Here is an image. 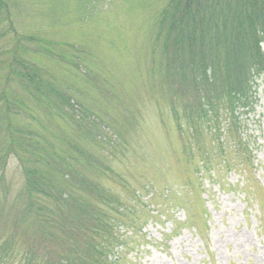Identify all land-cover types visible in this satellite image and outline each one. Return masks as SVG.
<instances>
[{
  "label": "rangeland",
  "instance_id": "1",
  "mask_svg": "<svg viewBox=\"0 0 264 264\" xmlns=\"http://www.w3.org/2000/svg\"><path fill=\"white\" fill-rule=\"evenodd\" d=\"M167 1L16 0L11 18L17 35L44 37L64 53L61 83L90 114L80 123L90 122L96 140L104 136L118 149L106 155L88 141L89 152H99L112 171L97 182L124 208L121 214L99 208L118 221L123 242L108 262L264 264V77L255 80L252 107L229 118L236 128L222 119V130H229L221 152L210 150L203 134L208 158H201L147 79L153 24ZM9 40L10 34L0 37V49ZM4 63L0 55V77ZM58 128L69 129L66 123ZM5 172V208L18 211L14 198L23 177L12 159Z\"/></svg>",
  "mask_w": 264,
  "mask_h": 264
},
{
  "label": "trees",
  "instance_id": "2",
  "mask_svg": "<svg viewBox=\"0 0 264 264\" xmlns=\"http://www.w3.org/2000/svg\"><path fill=\"white\" fill-rule=\"evenodd\" d=\"M16 3L0 0V37L10 34L9 46L0 49V264H114L109 254L123 243L118 221L99 208L118 214L124 208L97 179L112 173L99 152L109 155L115 143L96 140L97 127L80 123L90 114L61 83L58 61L65 55L56 44L16 34ZM150 44L151 90L177 128H187L201 158H208L204 133L210 150L221 152L229 130H222V119L235 129L229 118L237 108L252 107L255 80L264 77V0H168L155 17ZM88 141L98 144V153L89 152ZM11 159L23 177L14 198L18 211L5 208Z\"/></svg>",
  "mask_w": 264,
  "mask_h": 264
}]
</instances>
